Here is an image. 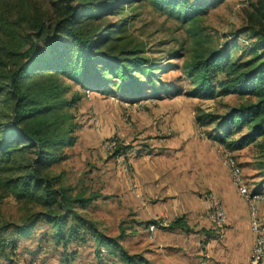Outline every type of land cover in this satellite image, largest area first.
I'll return each mask as SVG.
<instances>
[{
    "label": "trees",
    "instance_id": "16d2710c",
    "mask_svg": "<svg viewBox=\"0 0 264 264\" xmlns=\"http://www.w3.org/2000/svg\"><path fill=\"white\" fill-rule=\"evenodd\" d=\"M131 1L136 0H45L43 6L34 0H0V185L15 199L39 205L20 222L0 224V250L15 249L17 236H33L35 221L43 220L51 227L49 236L54 243L65 244L85 231L95 238V251L101 244L123 264H150L140 252L125 249L122 232L106 234L76 210L74 203L83 206L87 197L70 194L69 186L48 171L52 163L66 157L62 148L74 144L80 126L68 110L79 95L64 96L69 85L63 76L83 89L132 102L151 95L150 91L168 96L181 90L161 76L174 63L149 57L143 44L123 32L124 18L104 20ZM216 1L149 0L154 8L167 9L182 19L201 13ZM14 5L15 16L11 13ZM242 29L254 37L246 54L233 56L230 48L235 42L223 40L194 48L181 62L189 95L207 98L237 93L251 97L222 112L197 109V127L200 122L214 125L207 132L200 129L202 134L231 149L264 135V0L249 4ZM241 125L245 131L230 138ZM125 147L118 141L112 153H121ZM262 169L264 173V162ZM9 226L15 238L6 232ZM45 238L43 231L36 245Z\"/></svg>",
    "mask_w": 264,
    "mask_h": 264
},
{
    "label": "rangeland",
    "instance_id": "374dc122",
    "mask_svg": "<svg viewBox=\"0 0 264 264\" xmlns=\"http://www.w3.org/2000/svg\"><path fill=\"white\" fill-rule=\"evenodd\" d=\"M30 1L32 0H26V3ZM34 1L44 6L45 0ZM254 1L218 0L207 6L201 13L182 19L167 9L154 8L149 0H136L126 4L119 13L105 15L104 20L107 21L124 18L123 32L143 44L149 57L154 60L161 59V61L166 58L169 62L174 63L171 68H166L161 76L181 87L177 94L165 96L150 91L153 92L151 95H143L144 98L132 102L123 100L118 95L113 96L95 90L83 89L80 84L63 76V80L69 85V90L64 93V96L69 97L73 92L79 95L76 103L69 106L68 110L72 111L80 126L76 130L74 144L62 148L67 154L66 157L52 163L48 167V171L51 174H57L60 182L69 186L70 194L79 193L82 197H87L83 206L75 202V209L88 218L97 229L112 236L122 232L120 241L125 249L128 252H144L149 256V262L155 261L153 254L156 249L152 245L155 233L159 229L167 230V226H160L149 232L145 228L147 223L145 220L153 218V214H155L158 220L167 223L174 214L189 207L188 198L195 202V200L202 199L201 195L206 191H212L213 182L223 179L226 174L225 170L227 171L218 157V149L224 146L204 134L197 133V129L207 132L214 126L213 122H200L201 127H197L195 120L197 109L222 112L231 105L251 98L237 93L217 94L207 98L189 95L187 89L190 85L182 70L181 62L189 56L194 48L218 45L223 40L233 39L235 42L230 48V53L233 56L238 52L246 54L254 37L250 35V32L244 29L240 30V28L245 26V10ZM16 9L15 5L11 7V13L14 16L17 12ZM171 52L176 53L169 55ZM143 78V75H140V79ZM167 113L170 116L174 113L175 119H178L179 115L181 118L184 115L186 118H191L193 133L197 139L194 147L202 154L198 155L200 160L208 161V169L197 166L196 168L192 165L190 170L193 172L188 174L191 185L182 186L175 192L168 191L162 198H153L141 205L133 206L130 202L116 198L117 194L115 193L119 191V187L108 183L109 180L107 181L105 178L106 174L113 172L117 176L120 175L123 181L129 182L133 168L131 162L144 147H148L147 141L152 140L149 137L152 131L158 132V134L169 131L171 134L182 128L181 126L179 128L176 120L174 122L166 121L161 131L160 127H157V124L161 122L156 121L155 124L152 121L159 120ZM99 116L114 118L113 121H109L113 125V129L107 135L101 132L99 121L96 122ZM116 122H124L126 124L125 131L120 132L116 127ZM111 124L108 123L110 127ZM147 125L150 127L149 129H146ZM245 129V126L241 125L239 129L230 134V138H238ZM150 130H152L151 133H145ZM110 134H114L117 140L126 146L124 151L119 154L118 159L112 152L103 150L101 146L102 139ZM155 148L160 149L161 147L152 145L149 147V152ZM225 149L230 152L240 166L247 185L262 190L264 193L262 169L264 135L258 136L240 147L232 149L226 147ZM142 161V159H137L135 162V166L139 170L142 168L140 164ZM153 161L155 162V160ZM158 168L157 170H161L160 167ZM127 189H129V185H127ZM201 207L203 208V203ZM36 208H39V205L34 201L15 199L9 191L0 185V224L20 222ZM153 208L155 211H152ZM257 208L261 224L264 226V197L257 203ZM134 209L139 210V213L133 214L128 211ZM31 230L33 236L24 237L17 236L12 226L6 229L7 233L11 232L12 237L17 236L16 248L10 251L7 247L1 249L0 264H123L119 256L108 254L104 245H98V251H95L96 240L88 232L84 231L82 237L69 239L65 244H62V242L54 243L53 238L49 236L51 227L43 220L35 221ZM43 231L46 233V238L40 240L39 245H36V239ZM32 250H35V253H32Z\"/></svg>",
    "mask_w": 264,
    "mask_h": 264
},
{
    "label": "crops",
    "instance_id": "0c3cea01",
    "mask_svg": "<svg viewBox=\"0 0 264 264\" xmlns=\"http://www.w3.org/2000/svg\"><path fill=\"white\" fill-rule=\"evenodd\" d=\"M110 120L113 121L114 118L99 116L97 121L95 119L96 122L99 121L101 132L106 135L113 129ZM175 120L179 128L182 127L176 133L169 134V131H165L158 134L152 130L145 132L149 134L152 131L149 135L152 140L147 141L148 147H144L131 162L133 168L129 182L123 181L120 175L117 176L113 172L106 174L105 178L107 181L109 180L108 183L119 187V191L115 193L117 194L116 198L130 202L133 206L141 205L153 198H162L168 191L175 192L182 186L191 185L188 174L193 172L190 170L192 165L208 169V161L203 158L205 160L202 162L198 156L202 155L200 150L194 147L197 139L193 133L190 117L186 118L184 115L181 118L179 115L178 119H175L174 113L171 116L167 113L159 120L152 121L154 123L160 121L161 123H158L157 127H160L162 131L166 121L174 122ZM108 123L111 124V127ZM116 125L120 132L125 131L126 124L124 122H116ZM149 128L148 126L146 129ZM152 145H157L162 149L155 148L149 152V147ZM154 156L159 158H153ZM137 159L143 160L140 163L141 170L135 166ZM143 163L145 164L143 165ZM158 167L163 171L157 170ZM225 172L223 179L212 184V191L219 197L225 209V221L221 230L218 231L208 220L204 206L201 207L202 199L194 202L186 198L189 200V207L180 210L167 223L165 222V225H161L167 226V230L159 229L155 233V239L152 241V245L156 249L153 254L155 261L149 262L150 264H247L253 239V233L249 227L248 210L244 199L235 191L230 182L228 172L226 170ZM127 185H129V189H127ZM154 209L152 211H155ZM128 211L133 214L139 213L137 209ZM156 217L153 214V218ZM176 217L179 218L171 225V220ZM140 253L150 261L149 256L144 252ZM261 264H264V258Z\"/></svg>",
    "mask_w": 264,
    "mask_h": 264
},
{
    "label": "built area",
    "instance_id": "2783aa9c",
    "mask_svg": "<svg viewBox=\"0 0 264 264\" xmlns=\"http://www.w3.org/2000/svg\"><path fill=\"white\" fill-rule=\"evenodd\" d=\"M197 132L202 135L200 129H197ZM117 142L116 136L110 134L102 139L101 146L106 152H113ZM218 152L220 162L227 168L230 182L235 191L244 199L248 210L249 227L253 233V239L247 264H261L264 258V234L257 203L263 199L264 193L262 190L254 189L247 185L240 166L227 149L221 147ZM119 154L121 153H114L116 159H118ZM201 198L203 199V206L208 220L220 231L225 221V209L222 202L212 191H206L201 195ZM163 224H165L163 220L153 218V220L145 224V228L147 231L152 232Z\"/></svg>",
    "mask_w": 264,
    "mask_h": 264
}]
</instances>
